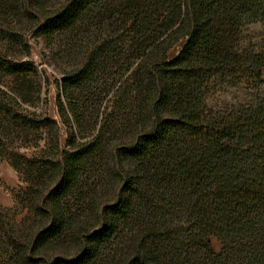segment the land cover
<instances>
[{"label": "trees", "instance_id": "trees-1", "mask_svg": "<svg viewBox=\"0 0 264 264\" xmlns=\"http://www.w3.org/2000/svg\"><path fill=\"white\" fill-rule=\"evenodd\" d=\"M23 18L63 66L65 133ZM263 87L264 0H0V165L24 183L0 264H264Z\"/></svg>", "mask_w": 264, "mask_h": 264}, {"label": "rangeland", "instance_id": "rangeland-1", "mask_svg": "<svg viewBox=\"0 0 264 264\" xmlns=\"http://www.w3.org/2000/svg\"><path fill=\"white\" fill-rule=\"evenodd\" d=\"M21 21L25 40L31 48V59L35 63L42 82V97L47 103V113L52 119L60 123L62 133H65L66 129L61 123L62 120L59 116L57 104L58 96L62 95L59 85L63 77V66L52 60L50 47L43 37L36 34V28L30 27L26 18H23ZM262 32L263 26L261 24H255L248 28L247 35L253 42L260 44L263 41L261 36ZM184 43L185 39L180 40L169 51V57L173 58L176 56ZM244 98V91L242 89L228 88L226 91L215 95L211 99V104L213 106L225 107L229 104L243 101ZM40 103V109H42L43 103L42 101ZM64 142L65 136L63 137L62 144H64ZM22 186H24V183L20 181L18 173L8 164V162H3L0 165V205L7 209L12 208L14 206L13 192L18 191ZM24 216L25 212L19 214L16 217V220L21 222ZM212 246L217 253L222 247L221 242L217 238H212Z\"/></svg>", "mask_w": 264, "mask_h": 264}]
</instances>
